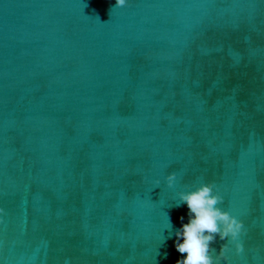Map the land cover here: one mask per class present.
<instances>
[{"label":"water","instance_id":"water-1","mask_svg":"<svg viewBox=\"0 0 264 264\" xmlns=\"http://www.w3.org/2000/svg\"><path fill=\"white\" fill-rule=\"evenodd\" d=\"M114 5L0 0V264H176L201 183L264 264V0Z\"/></svg>","mask_w":264,"mask_h":264},{"label":"clouds","instance_id":"clouds-1","mask_svg":"<svg viewBox=\"0 0 264 264\" xmlns=\"http://www.w3.org/2000/svg\"><path fill=\"white\" fill-rule=\"evenodd\" d=\"M126 2L115 0L113 7H124ZM166 180L167 185L172 187L176 174H169ZM156 183L159 184V181ZM178 196L180 203L187 205L188 222L175 231V248L181 254L186 253L176 264H221V261L227 264L229 243L234 244L237 254L244 251L243 243L239 242L244 231L243 221L219 207L223 197L217 193L213 183H201L194 190L180 192ZM169 225L172 229L170 219ZM217 236L221 241L226 240L219 252L211 247Z\"/></svg>","mask_w":264,"mask_h":264}]
</instances>
